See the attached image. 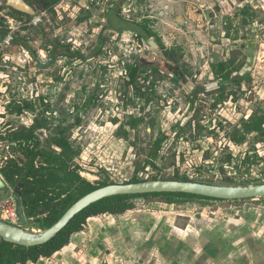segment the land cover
Wrapping results in <instances>:
<instances>
[{
	"label": "rangeland",
	"instance_id": "374dc122",
	"mask_svg": "<svg viewBox=\"0 0 264 264\" xmlns=\"http://www.w3.org/2000/svg\"><path fill=\"white\" fill-rule=\"evenodd\" d=\"M91 1L62 0L57 5V20L63 19L62 29L56 20H51L49 33L44 39L40 38L45 32L42 29L16 28L14 31L27 38L31 45L40 48L39 62L42 63L49 62L50 59L43 52L51 53L56 43L90 54L96 37L102 30L103 19L99 15H103L106 8L105 1L98 0L97 9L91 7ZM246 4L251 5L255 12L243 32L240 29L244 16L241 11ZM82 8L90 10V17L82 23L74 24ZM132 8L134 10L127 13L133 19L143 14L155 17L149 19L154 21L152 25L159 33L166 35L167 45L173 43L190 60L191 53L194 52V62L203 68L198 73H202L209 81L214 79L212 61L225 59L232 48L242 47L248 57L242 72L252 79V93L238 102L225 94L224 102L212 108L207 114L209 117L206 111H200L189 121L186 118L190 109L186 92L191 91V86H186V92L182 90L184 93L179 95L175 92H180L178 87L166 85L161 87L163 92L160 94V101L151 104L150 110V106L143 100H137L134 109L128 110L121 99L111 100L110 89L106 86L107 80H110L107 76L108 66H103L100 62L102 67L95 68L94 61L90 59H69L57 55V60L49 66L32 62L37 67L33 70L34 76H31L30 64L25 56L23 66L18 71V80L20 76H26L27 79L21 85L17 82L14 97L23 100L30 95H40L43 101L37 98V113L47 115V112H52L53 106L51 117L56 127L63 121L58 118V113L66 117L61 127L70 128L68 134L76 150L72 169H76L77 173L94 185L102 186L109 181L126 183L138 172L141 178L147 179L161 174L165 178L174 175L191 176L192 180L205 183H222L227 178L233 179V182H229L231 185L263 183L264 159L252 160L250 153L258 148L264 157V138L256 132L246 133L240 127L252 116L259 117L264 112V0H244L243 3H238L237 0H143L141 3H134ZM210 12H217L218 16L208 30L202 31ZM18 25L16 23L15 27ZM222 30L228 32L223 39L219 38ZM115 48L130 54V50H136L137 44L133 45L128 39L122 38L114 45L113 49ZM215 51L218 54L214 55ZM143 52L149 54L145 49ZM13 66L6 67L2 73L9 74L12 71L13 74ZM115 75H120V72H115ZM3 79L0 80V114L7 113L9 105H13L5 94L9 89V82L6 78ZM31 81L33 85L28 87L26 82L29 84ZM232 88L229 86V89ZM168 97L170 101H167ZM45 98L51 104L47 105ZM88 100H91L89 105ZM240 106L243 108L241 112L237 109ZM17 115L16 110L14 115H5L6 122L1 127L7 128L8 121L12 123V127H19L22 120L30 117L28 114ZM141 115L143 118L139 120ZM227 133L237 137L243 135L245 140L241 144H235L228 139ZM164 136V143L162 142L154 158L158 167L150 169V155L154 153L158 139ZM0 141L9 142V138H0ZM6 151L8 152L7 148ZM7 152L8 157L20 154V150L15 147L10 148L9 154ZM224 158L225 164L222 163ZM14 191L15 187L9 184L0 190V199H10ZM157 204L164 210L156 212V216H162L166 222L163 228L167 230L163 235L173 237L172 241L177 239L178 242L170 244L172 246L165 244L167 251L163 253L153 247L141 252V259L147 263L156 259L159 264H171L176 245L189 242H195L194 249L198 247V250H202L201 254L216 256L217 264H243L250 261V256H258L264 262V198L235 202L177 199L174 204L161 201ZM136 207L145 205L139 202ZM152 213L155 214L153 210ZM173 223L187 229L179 231L171 226ZM87 228L88 225L85 229ZM81 250L88 251L86 248ZM103 253L105 252L102 251L101 255ZM57 257L58 255L42 260L41 262H45L39 264H63L58 262L60 258Z\"/></svg>",
	"mask_w": 264,
	"mask_h": 264
},
{
	"label": "flooded vegetation",
	"instance_id": "af4514ba",
	"mask_svg": "<svg viewBox=\"0 0 264 264\" xmlns=\"http://www.w3.org/2000/svg\"><path fill=\"white\" fill-rule=\"evenodd\" d=\"M61 1L62 0H0V80H4L3 78H6V81L9 82V89L5 94L9 98L10 103L13 102V105L11 104L12 106L9 105V107L7 108V113L4 112L0 114V120H2L0 122V138H9V142L0 141V146L2 147L0 148V174L7 181L8 186L11 183L5 178L2 172V168L8 163L11 158H16L18 156L16 155L15 157H8V155H6V148L8 150L7 153L9 154L10 148L19 147L18 142L13 137L15 132L22 131L25 129L34 132L36 136L34 141L38 143L40 142V148L45 150L53 148V150L60 151V148L56 146L55 142L57 136L60 135L68 137L69 141L72 142L71 136L70 134H68V132H70V128L61 127L64 125V119H66V117L58 113V118L63 121L59 122L60 125H57V127L54 125L55 121L53 117H51L54 112L53 106L51 107L52 112H47L49 113L47 115L37 113L38 105L36 100L38 98L40 101H43V98L40 95L37 97L30 95V97H27L23 100H19L14 97L17 90V88H15L17 86V82L21 85L24 84V79H27L26 76H20L18 80V71L19 68L23 66L25 56L26 58H28L26 59V61L28 62V64H30L29 66L31 68V76H34L33 74L35 72L33 70L37 68L32 65V62H39L40 58L38 51V49L40 48L31 45L27 38L16 34L14 30H16V28H20L23 30H29L34 28L42 29L45 32L40 35V38L44 39V37L49 33L51 20H56L58 26L60 27V29H62L63 19L57 20L59 19L57 15V11H59L57 9V5ZM97 1L98 0H92L91 7H95V9H97L96 4L99 3ZM102 1L106 2V8L104 10L105 12L103 13V15H99V17L103 19L102 30L96 37L93 51L90 54L83 53L81 51L72 50L69 47H62L56 43L53 46L51 53H48L47 51L43 52V55L50 56V59L49 62L46 63L39 62L41 66H49V64L55 62L57 60V55H62L63 57L69 59H90L91 61H94L95 68L102 67V65L100 64L101 62L102 64H104L103 66L109 67L107 76L110 77V80H107L106 86L110 89L109 92L112 98V102L115 100L114 98L121 99L122 102L126 104L128 110H130V108L134 109V105L136 104L137 100H143L145 104H148V107L151 104L154 105L156 102H159L161 99L160 94L163 92L161 90V87L163 86L169 85L171 87H178L180 92L176 90L175 92L181 95L184 93L182 90H185V87L189 85L192 88L191 91L187 93L185 90L189 99L190 109L186 116L187 120L189 121L193 120V118H195L200 111H206V115L209 114L208 112H211L212 108L216 107L220 102H224V99L226 97L225 94L230 95L232 100H237L238 102L239 100H245L249 97V94L252 93V79L250 75L244 74L242 72V69L244 68V65L248 58L247 55L244 53V49L242 47L234 49L232 48L230 54L225 59L212 61L211 67L213 70L212 75H214V79L209 81L208 79H205L202 73H198V70L201 71V69L203 68L197 66V64L194 62V60H196V55L194 52L191 53L192 56L190 60V58L188 59V57H186L184 51H182L180 48H177L173 43L171 45L166 44V35L159 33L158 30L155 29V26L152 25L154 21L149 19L155 18L154 16H146L143 14L137 19H133L130 17L131 15H129L127 11L134 10V8H132L133 4L138 1L141 3L143 0ZM215 1L218 2L219 0ZM237 1L238 3H243L244 0ZM217 9L219 11V8ZM241 12L244 16L242 19L243 25L240 29L244 32L245 26L248 24L249 20L254 16L255 10L251 5L246 4L244 5ZM200 14L202 13L200 12ZM216 16H218L217 12L209 13L208 21L205 25H203L204 29H202V31L208 30L209 25L215 21ZM89 17L90 10L85 11V9L82 8L81 13L74 20V24L82 23L86 21ZM16 23L19 24L18 27H15ZM226 34H228V32L222 30L219 38H225ZM126 36L128 37L126 38ZM122 38L124 40L128 39L133 43V45L134 43H136V50H130V54L120 52L118 48H115L114 50V45H117L119 39ZM140 49V52L142 53L138 51ZM142 49L143 51L145 49V51H147L149 54H144ZM216 54L218 53L215 51L214 55ZM112 58H116V60H113ZM57 62H59V60ZM114 62L116 63L114 64ZM213 62H216L215 65H213ZM8 64H10V66L14 65L12 67L13 74H11L12 71L9 74L2 73L6 67H10ZM193 70H196L197 72H194ZM118 71L120 72V75H115V72ZM11 78L12 80H10ZM26 84L28 85V87H31V85H33L32 81L29 82V84L26 82ZM13 86L14 89H12ZM229 86H232L233 88L229 89ZM11 93L12 95H10ZM169 94H171V92H169ZM44 100L47 102V105L51 104L50 101L46 98ZM90 101L91 100L87 101V105L90 104ZM167 101H170L169 97L167 98ZM26 103L29 104V107L24 108L21 113L17 112V114L21 116L24 114H28V116H30L28 117L29 119L22 120V125H20L19 127H12V123L8 121L6 125L11 128H2V123L6 122L4 121L5 115H14V110H16L19 106L26 105ZM150 108L151 106L149 107V110ZM237 109L239 112L243 110L241 106L237 107ZM143 110H145V107L143 108ZM207 117L209 116L207 115ZM138 118L139 120H141L143 117L141 115ZM263 119L264 112L263 115H259V117L257 115L252 116L250 120H248V122L253 124V129L250 130V132L247 131L245 126L246 123L244 125H241L240 129L242 128L246 133L256 132L260 136H262L261 138H264V122L261 126V130H259L256 125V123ZM227 134H229L228 139L235 144H241L244 142L243 141L240 143H236L233 139V135L230 133ZM50 135H53L54 137H50ZM165 138L166 136L158 139V141H161L162 139L163 142ZM158 141L156 142V149ZM162 142L160 143L158 149H155L154 153L150 155L151 158H149L148 161V166L150 169L158 167V163L154 161V158L158 154ZM30 145L33 146L32 140L30 141ZM1 151L3 153H1ZM208 156L209 155H207V157ZM228 157L231 158V155H229ZM250 158L252 160L259 159L260 161L264 159L263 155H261V152L258 148H256L252 153H250ZM244 159L246 160V158ZM224 160L225 158L223 159V164H225ZM222 171H224V169H222ZM203 175H205V173H203ZM140 176L141 175L138 172L132 179L137 178L139 179V181L155 179H180L194 181L192 180L193 178L191 176L181 177L180 175H174L165 178L162 177L161 174H156L155 176H152L151 179L141 178ZM210 182L211 184H227V182H233V179L227 178L222 183H214L213 181H209L207 183ZM126 183L130 182L127 181ZM108 184H114V182L109 181ZM11 185L15 187L13 196L15 197V194L17 192H19L20 196L19 187L21 185ZM144 199L147 204L159 203L160 201L167 204H174L177 200L175 199L174 202H167L165 200L149 201L146 198ZM213 201L235 202L239 200L218 199ZM16 202L19 207V201L17 199ZM175 228L179 229L180 231H184L186 227H180L175 224ZM187 244H189L190 246ZM177 245V248H174L175 251L173 250L174 257L171 261V264H210L207 257H205L203 253L201 254L202 250H198V247L194 249L195 242H189L186 244L178 243ZM100 249L102 251L106 250L104 248ZM110 252L111 250L107 248V253L110 254ZM185 253L187 255H185ZM249 259V262H244L243 264H264L262 260L259 261L258 258L255 256H250ZM101 261L102 259L99 262L101 263ZM140 262L143 263L144 260L141 259ZM153 262V264H159L156 259ZM102 264H107V261L103 262ZM232 264L239 263L233 262Z\"/></svg>",
	"mask_w": 264,
	"mask_h": 264
},
{
	"label": "trees",
	"instance_id": "16d2710c",
	"mask_svg": "<svg viewBox=\"0 0 264 264\" xmlns=\"http://www.w3.org/2000/svg\"><path fill=\"white\" fill-rule=\"evenodd\" d=\"M29 104L19 106L16 110L21 113ZM13 112V111H11ZM264 122L256 123L261 130ZM246 130L250 132L253 124L247 122ZM14 139L18 142L20 154L11 158L3 166L2 172L5 178L13 185H21L19 201L23 206L26 218L25 227L30 229H45L56 223L67 209L77 200L89 192L101 187L87 180L76 169H72L76 150L69 138L63 135L57 136L56 146L60 151L49 148H40V142L34 141V132L22 130L15 132ZM236 143L243 142L245 137L233 136ZM33 141V146L30 141ZM161 141H158L157 149ZM156 149V150H157ZM76 168V167H74ZM139 181L134 178L128 182ZM211 183V182H210ZM106 182L104 185H107ZM229 184V182H227ZM244 183L240 185H248ZM144 197L147 200H165L174 202L175 199L198 200L215 198L186 194V193H146L132 195H116L104 198L88 206L51 241L33 247H26L7 242L0 238V264H28L36 263L41 258L52 257L55 253L70 244L74 234L83 231L88 219L103 214H124L135 208L134 199Z\"/></svg>",
	"mask_w": 264,
	"mask_h": 264
},
{
	"label": "crops",
	"instance_id": "0c3cea01",
	"mask_svg": "<svg viewBox=\"0 0 264 264\" xmlns=\"http://www.w3.org/2000/svg\"><path fill=\"white\" fill-rule=\"evenodd\" d=\"M133 201L136 205L139 202L143 203L145 207H135V209L120 215L104 214L89 218L88 228L75 234L71 238L70 244L53 256L58 255L57 259L60 258L58 262L63 264H102L105 261H107V264H153V259L149 263L146 260L141 263V252L153 247L159 253H163L167 251L165 244L169 246L177 239L172 241L173 237L163 235L166 234L167 230L163 228V224L166 222L162 219V216H156V212L164 211L161 209V205L157 203L147 204L142 197L135 198ZM152 210L155 214L152 213ZM171 226L175 228L174 223ZM83 248L88 251L84 252V250H81ZM100 248L106 249L103 250L105 252L103 255H101L102 250ZM107 248L111 250L110 254L107 253ZM186 253L185 255H187ZM98 254L100 255L97 256ZM139 257L140 259H138ZM256 257L259 261L261 260L260 257ZM50 258H41L37 264ZM207 259L210 264H217L216 256H208ZM29 264L36 263L30 262Z\"/></svg>",
	"mask_w": 264,
	"mask_h": 264
},
{
	"label": "water",
	"instance_id": "95a60500",
	"mask_svg": "<svg viewBox=\"0 0 264 264\" xmlns=\"http://www.w3.org/2000/svg\"><path fill=\"white\" fill-rule=\"evenodd\" d=\"M8 186L0 174V190ZM146 193H186L223 200H242L264 197V182L248 185L211 184L190 180L155 179L130 183H114L99 187L74 202L60 219L45 229H30L25 227L26 218L23 206L19 201V192L15 194L19 201L20 222L10 224L0 219V238L3 240L33 247L43 245L56 237L72 219L93 203L116 195H132Z\"/></svg>",
	"mask_w": 264,
	"mask_h": 264
},
{
	"label": "built area",
	"instance_id": "2783aa9c",
	"mask_svg": "<svg viewBox=\"0 0 264 264\" xmlns=\"http://www.w3.org/2000/svg\"><path fill=\"white\" fill-rule=\"evenodd\" d=\"M0 219L13 225L19 224L18 204L13 195L10 199H0Z\"/></svg>",
	"mask_w": 264,
	"mask_h": 264
}]
</instances>
